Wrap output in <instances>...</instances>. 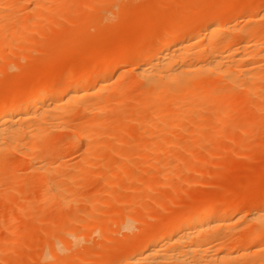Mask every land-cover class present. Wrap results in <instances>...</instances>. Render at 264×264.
Listing matches in <instances>:
<instances>
[{"label":"bare ground","instance_id":"obj_1","mask_svg":"<svg viewBox=\"0 0 264 264\" xmlns=\"http://www.w3.org/2000/svg\"><path fill=\"white\" fill-rule=\"evenodd\" d=\"M90 1L92 0H89V2ZM109 1L110 0H97L92 4L93 7H91V9H90V6L92 2L90 3V6L89 4L87 6L86 3L88 2V0L87 1L83 0V2L82 0H79V1L77 0L76 2H82L86 4L85 6L84 4H82L83 7L86 8L83 11L87 10L86 12H88L89 14L91 13L90 10H92L93 8H95V10L93 9L92 11H95V13L97 11L99 13L101 9L103 8L105 9V6H107L106 3H108ZM117 1L119 2V0ZM122 1L124 2L125 0H122ZM122 1L120 0V3H122ZM127 1L129 3H127ZM127 1H125L126 3L124 2L126 5L128 4L127 6H131L130 4L132 5L140 4L138 6L137 11H135V15L137 16L135 17V15H133L134 13H131L132 15H129V16H134V17L128 16L129 20L133 22V20H135L136 18V21H137V18L138 17L140 18V16H142V18L144 19L143 16H146L149 11L151 12V10L153 13L148 14L150 16L149 19L150 18L151 19L149 20L148 15H147L145 17L147 20L144 19V21L145 22L150 21V24H151V21L153 22V20H155L154 21L155 24L152 23L151 26H148L150 24L147 25V22L143 23L144 21L141 18L139 19L140 23L138 21L137 22L134 21L136 24L139 23L138 27L136 24H135L136 26H134L133 25L134 23L132 24L131 22H130L131 24H128V25H131L130 27L132 28V29L129 28L131 30V32H129V35L131 37L128 36V33L127 34L125 33L127 36L126 35L124 37L121 36V39L126 38L124 40L126 43L127 42L126 40H128L127 39L128 37L130 39L133 37L135 40L137 38V41L135 40L133 41L131 39L133 42V45L128 42V44L131 45L129 46L123 42L125 45H127L125 46L123 43H121L122 41L119 38L118 39L120 40L119 44L121 45L123 44V45L121 46L117 43L119 47L121 46V48L117 47L118 46L117 45L114 49H112L115 51V49L118 48L115 51L117 56L112 55V54H115V52L111 50L110 52L112 54L109 52L111 56L107 52V55L110 57H107L105 55L103 56L101 55V53L100 54L98 53L100 56L97 58L95 57L96 54L92 55V58L93 56L95 57L93 58L95 59L94 64H96V62L97 63L99 62V64L93 67L88 66L90 67L88 69H87V66L85 65L86 67L85 69L82 67L80 68L81 70L80 69H77L78 71L74 70L76 72L72 70L70 72L69 70L68 72L70 73L66 72V74L62 77V85H54L55 84L54 82H56L54 80L56 79L54 80L52 79L53 81H50L49 78H51L52 76L51 77L49 76L48 78V76L44 77L43 73L42 74L38 73L39 75H42V76H38V74L34 75L35 76L34 78L38 76L39 80H36L35 81L36 84L33 83L35 85L29 90L24 92V89L21 88L15 91V93H8L0 97V168L4 169L8 167V170L3 172L2 175H0V177L3 180L9 181L8 182L9 191L6 193L5 196L7 197V200H8V198H10L8 197V195L11 196V194L15 191L14 188L16 187V185L18 186V188L20 187L18 185L20 179H18V175L17 174L15 175L13 172L14 170H17V168L16 169H13V168L16 165L20 166L21 163L24 164V167L22 165V168L24 169H22L20 166L22 172L23 170H25L29 173L28 176L26 174L27 181L25 180V178L21 179V180L26 181V182H23L22 184L27 185V186H34L35 188H37L35 190L38 191L35 197L32 198V203L34 204V206L32 205L29 206L31 207L30 208L31 210L28 212H25L26 210L23 211L24 210L23 209L19 211L20 213L19 216L26 217L27 215L32 213V210L33 211L35 210L34 208L36 207V205H38L37 207L40 210H43L48 206H53V207H57V209L62 207L63 208L62 210L65 211L66 207L70 209L69 205H72V203L77 204V202L79 201L83 203L80 198V196L82 197L81 194L85 193V192H82L83 185H82V188H80V190H82L80 192L82 193L79 196H77L79 194V190H78L79 186L81 187L80 184L78 185V182L81 179L75 174L77 169L76 171L75 170L73 172L67 171L66 173L64 172V174H62L63 172L59 173L60 172L59 169H63L65 165L59 166L60 164L58 165L57 161L50 160V159L54 160V158L56 159V157H58L57 146H59L60 144L57 146L55 145L56 148L54 149L50 148L48 145L50 143L53 144L55 142L54 141L55 134L64 135L66 138V141L64 143L65 145L64 144L63 145L70 147V148H75V150L78 152V155L80 156V159H81V162L79 164L82 165L80 169H87V168L89 169V167L91 166V162H92L91 159L92 157L96 155H102V156L108 157L111 154H118L121 149L123 151L127 150L129 154L127 156H124L123 160L121 162L119 161L117 166L115 165L116 170L114 172H111V174L109 173L110 175L108 174L109 175L107 176L108 178L103 176L106 178V181L99 182L101 184L105 183L106 187H108L106 188L107 194L105 195H107V198L110 199L112 193L110 195L109 192H111V190H109L108 192V189L115 186V184L119 180L123 181L124 177L126 176L125 174L128 175L129 173L128 172L129 170L127 171L128 173L124 172L125 170H127L126 169L127 165H129V163L127 162H130V160H132L131 163L134 162L135 164V161H133L134 157L136 160V158H138L139 156L140 157L145 156L146 158L148 157L145 161L146 162L145 166L146 168L150 167L151 165L150 163L152 160L155 161L154 159L164 154L163 153L164 151L177 145L173 141L177 140L179 136H182V132L187 130L188 128L187 126L192 121H194L195 118L198 120H201L202 122L201 124L203 125L197 124L198 126L196 125L197 127L196 128L194 127L195 130L193 131V133L187 130L189 132L187 133V137L188 135H190V137H193L192 139L189 137V139H187L188 142L189 141L193 142L194 140L198 142L197 139L201 137V134H205V130L208 128L207 127L208 124L209 126L211 125L212 127L218 126L217 129H219L220 125L225 126L227 119L231 121L230 123L233 122L232 120H236L235 116L234 118L232 117L233 112L230 113L231 114V119H230L229 118L230 114L229 113H227L228 115L226 114V112L228 111L223 112L222 110V108L225 106L229 108L232 106L234 107L235 104L236 105L240 104V105L235 106V109H232L233 111H236L237 107L243 108L245 111L252 109V112H248L246 114L247 118L250 116L248 118L250 121L248 120V122H252V123L254 122L255 128L264 127V24L257 23L259 19L260 20L261 18L264 19V7H262L263 9H260V10L258 9L261 7L255 9V7H253L255 5V2H254L255 0L253 1L254 5H252L251 3L252 0L251 1L250 0H244V1L240 0V2H237V0L235 1L230 0L229 2H225L228 0H225V1L222 0L223 3L220 5L221 0H219L220 3L219 4L217 3V6L216 5L209 6L208 4V3L211 4L213 2L214 3L218 2L216 0L215 1L213 0V2H211L210 0L208 3L206 2V0H203V2L201 3L205 4L206 2L208 7L203 6L204 4L203 5L201 4V6L199 7L198 4H200V2H197L196 4L199 7V9L197 6H196L197 7L196 9L199 11L192 9V12H190L191 11L190 9L188 10L190 13L187 10H186V13H184L185 10H184L183 5L185 1L187 3V0H184V1L182 0L181 2L183 3L180 2L182 6L180 3L179 5L182 7L183 12H180V7L174 8L172 6L176 10L179 9L180 13L174 10L173 8L172 10L174 11L172 10L170 11V9H168L170 6H168V8H165L164 6H162L163 9L165 8L164 11L168 10L167 12H165L166 14L164 15V17L166 15L167 16L164 18L162 15L164 11L161 13V11L158 10L159 13H161L160 14L161 17H160L158 12H156L157 10L155 7H153V9L155 8L154 9L155 12L153 11L152 7L150 8L151 5H149V7L146 6V9H148L149 11L146 10L144 8L145 4L143 3L145 2V0H127ZM175 1L176 0H174L173 5L174 3L178 2V0L176 2ZM98 2L99 4L101 3L103 5L100 6ZM111 2L113 4L118 3V2L117 3L114 2V0H111ZM111 2H109V4H111ZM96 3L98 5H96ZM124 3L122 4L124 9L123 8L122 9L126 10L127 12L124 11L123 13L130 14L129 10L126 9L128 7L126 5L124 6ZM186 3L184 6L185 7L187 6L189 9L190 5L187 3L189 5L188 6ZM75 4H74V0H0V46L5 45L7 47L8 45H11L12 43L14 44V42L15 43L18 41L21 42L22 40L26 39V35H28L27 33L29 32L30 27H33V28L35 27L38 30H42L41 28L45 25L46 22L49 24L50 23L52 24L49 18L51 16H54L56 14V11H57V15L55 17L59 18L60 16H62V12H68L70 8H72L73 5L76 7L74 10H71V13L73 14L72 15L66 14L67 17H65L66 15L65 16L63 15L64 17H62V20H64L65 18V21L69 20V22L72 23V20H75L74 17L78 16L79 18V16L81 15L80 18L81 17L85 18L83 17L85 15V12H84V15H82L83 12L82 14H80V11L76 12L77 8L78 9L82 8V6L79 7L81 4L80 5L78 4L79 6L78 5L76 6ZM119 4L118 6H121V4L120 5ZM141 4L143 6H141ZM231 5H232V8L233 7L235 8L237 6L236 7L237 10L235 9L236 10L235 13H233V11L231 10L232 9L230 8ZM263 6H264V1H263ZM99 7H100V10H99ZM134 7L132 6L131 8H134ZM139 7L140 8L143 7L142 10L141 9L139 10ZM191 7L194 8V6H191ZM60 8L62 9L61 10L62 12H60L59 14L58 10ZM135 8H137V6ZM157 9L159 8L157 7ZM20 10L24 11L23 15H19L21 13V12L19 13ZM121 10H119L118 14H116L115 16L116 18L113 17V19L114 18L115 19L112 21L119 23L125 18L124 15H123V18L120 16ZM132 10L131 12H133ZM229 10L232 12V14L230 13ZM78 12H79V15L77 14ZM119 12H120V15H119ZM168 12H172L171 14L173 16H171V14H169ZM174 12L177 14V16L176 14L175 15L173 14ZM68 13H70V11ZM75 13L77 14V16H73ZM98 13H96L93 18L100 16V14H103L104 11L102 13L100 12L99 15ZM141 13L142 14L146 13V14L141 15ZM58 14L60 15L59 17H57ZM152 14L153 16L151 17ZM117 15H118V19H120V17L122 18L119 22L117 20ZM155 15H156V18L158 17L157 19H155L154 17ZM105 17H108L107 19H111V17H109L108 15H104L103 18L101 15L100 17H98V22L100 18H102V20L106 19ZM153 17L154 19L152 20ZM70 18L72 20H70ZM78 18H76V20L80 21ZM102 20H100V22H102ZM141 20H142V24H141ZM158 20L160 21V23L158 22ZM52 21H53V24L56 23L55 27H57L58 23H60V21L58 22L57 19L55 20L52 19ZM92 21L93 20L88 21V22L92 24ZM95 21L97 22V19H95ZM95 21L93 22L94 27L93 25L91 26L89 25V28L90 27L95 28V25L97 26L98 24L101 27L98 25L97 29H101V28L107 29L108 28L107 26H105L107 28H104L102 26L104 22L95 23ZM108 21L107 23H109ZM112 21L110 20V22ZM74 22L76 23L77 21H74ZM84 22H87V21H84ZM122 22H120L121 25L119 23L118 25L119 27L123 25ZM80 23H83V21ZM77 25L76 26L73 25L75 29H73L74 33L72 32V35L76 33L75 34L76 36L77 33L80 32L79 33L80 37L83 39L84 35L81 36L82 34H81V31L79 30H81V28L86 29L88 24L85 23L84 27H83V24H82V27H81V24H79L81 28L79 27V25L78 26ZM112 25L116 26V24H112ZM38 27L39 28L41 27V28L39 29ZM134 27H136L135 29H139L138 31L140 33L139 41H138L137 35H136L137 37L132 36L133 34L131 35L132 32L133 33L137 32L134 29ZM77 28H78V32H76ZM133 29L135 31H133ZM156 29H158L159 31L156 32L157 31ZM69 34L71 33L69 32ZM69 34H68V37L66 36L67 34L63 35L66 37V39L65 37H63V40H61L62 38H60L61 44L62 42L63 44H65V46H67L66 43L68 42L70 44V41H71L70 38H72V36L71 35L69 36ZM79 34L77 36H79ZM67 38H69L70 41L67 42L66 40H69ZM76 39H78L77 40L78 42L75 40L76 41V42L74 41L75 44H79L80 43L79 40H82L78 37ZM64 40L66 41L65 43H64ZM136 43H139L140 45L139 44L138 45L140 47H143V46L144 47L141 48L143 49V51L140 53L138 52L136 53L134 51L136 53L135 54L134 52L131 51V49H134V44ZM73 44H71L72 47L76 46L75 44L74 45ZM98 54L96 56H98ZM98 58H99V61H98ZM127 64H129V66H132V68L129 70L131 71V74H132L131 76H129L130 77L129 79H132V78L133 79L130 80L131 81L130 83L129 81L126 82V84L129 83L127 86L125 82H123L125 85V87L123 86L124 88L121 86L123 85V83L121 85L119 84L121 88H120L119 94L118 93L117 94L119 96L118 99H122L123 97H125V95L127 94L130 95L131 94L130 91L132 90L134 92H138L139 98L135 99L133 103H131L129 100L130 104L132 105L129 107L130 108L132 107L131 110H133L134 112H149L150 114V116L148 115L149 117L146 116L148 119L145 118V120L140 121V123L137 122L138 124L136 123L137 117L134 116L135 114L133 113L134 115L133 114L130 115L132 111L130 114H127L128 116L126 114L124 115L123 113L119 114L120 110L122 111V109L119 110L120 107L119 108L117 107L120 106L121 104L119 103L120 105H118V103H115L113 100V99H116L117 97L115 94V92H117L116 89L118 90V87H115L117 84L116 82L122 77V73L119 70L123 71L124 69L122 68L123 67L125 68ZM123 72H126V71L124 70ZM123 80L124 79H122L121 81ZM114 94L116 96L115 98H114ZM129 95L127 97H129ZM134 97H137V96H134ZM125 100H126L125 102H127V99ZM243 105H248L249 109L248 108L246 109L247 106L245 107ZM124 106L126 105L124 104ZM129 107L123 108V103H122L121 108H123V110L129 109ZM204 110L212 111L211 112L212 114L210 113L211 114L210 117L209 116H207V118L203 117ZM126 112L127 111H125V113ZM128 112H130V110ZM201 112L203 113L201 114ZM236 112H238V110ZM241 112H242L241 113L242 115L243 113H246L244 111H241ZM246 117H245V120H246ZM119 120H120V123L121 121L122 123L124 122L126 123L125 120H127V128H131L130 131H132V128L134 127L135 123L137 125L134 128H139L140 126L139 129H136L137 132L135 131L136 135H132V137L128 135L130 136V139L132 138V141H130L132 144H126L127 142L125 141L126 143L124 144L118 143L116 145H112V139H113L114 134L112 133L113 131L111 132V129L109 128L108 123H110L112 126V124L116 123ZM120 123L116 124V126L114 124L113 127H118L117 125H119ZM192 123L194 124V122ZM228 123H226V125ZM224 126L222 128H224ZM202 127H206V128H202ZM217 129H214V130L211 129V131L214 132L215 130L217 131ZM114 130L116 129L114 128ZM119 130L120 129H118V131ZM173 130L174 132H176L174 136V139L176 138L175 140H173L172 138L174 134V132H172ZM202 131L204 132L202 133ZM211 131L210 129L209 131L206 130V132H209L212 134ZM127 132L129 133L128 130H122L121 133L119 134L116 133V135L117 136L120 135L121 137L124 134H127ZM180 133L181 135H177ZM190 133H192V135ZM208 134H205V135H208ZM213 134L216 135L218 133H213ZM165 135H168V136L172 135L171 138L173 141H171V138L169 137L165 139L164 137ZM215 135H212V136L215 137ZM204 136L202 135L201 138H203ZM179 138L182 141V138L181 137ZM179 138H178V143L181 142ZM57 140L56 142H58ZM129 140H127L128 143H129ZM156 140L164 141L162 143L163 144L162 147L161 146L160 148H158V146L157 148L155 147ZM162 141L158 143L161 144ZM60 142L61 141L59 140V143ZM114 142L117 143V141H114ZM175 142L177 143V141ZM185 142L187 141H184V143H182L184 144L182 148H180L179 145L178 147L180 149H183L182 151H184V153L189 155L191 153H189L188 147L191 148V144L189 142L190 144L189 146ZM125 144L127 145V147H125ZM196 146H197V143H196ZM56 149H57V153H56ZM122 153H126V152L124 151V152H121V154ZM53 155L55 157H53ZM119 155L120 154H118L117 156ZM13 157H14V160L12 159ZM105 157L104 158L101 157V158L105 159ZM101 158H99V160H102ZM102 162H100V164ZM112 163L114 162H109L107 159L104 162L105 165L107 164L110 165ZM134 164H131L130 167H132L133 165V168H135ZM108 165L107 167H109ZM69 166H65V167L68 168ZM94 167L96 166L94 165ZM101 167L102 166L100 165V167L98 168H101ZM130 167L128 169H130ZM160 167H158L159 168L158 176L161 179L159 178L155 180L153 179L154 182L150 179L152 181L150 188L154 190L160 187V185L164 186L166 184V180H168L170 178V175H172L173 173V171L169 169L170 167L168 168V163H165L163 166H160ZM106 169L109 170V168H105V170ZM93 170L96 171L95 168H93ZM78 171L80 170L78 169ZM101 171L102 169L100 170L99 174H101ZM102 173L107 174L108 172L103 171ZM56 174L59 176L61 174L60 178H58L59 176L58 177L55 176ZM145 174L149 175V173H145ZM102 175H100L99 178H101ZM93 176H95V174ZM93 176L91 177L89 176L90 179H92ZM152 176L156 177L155 175H152ZM84 177L86 178L85 175ZM128 177L131 178L129 175ZM95 179L97 180V178ZM95 179L94 181H96ZM101 179L103 180V178ZM82 180L85 181L86 184L90 181L89 178H87V180H84L82 178ZM131 180H134V178H132ZM83 181H80V182H82L83 184ZM6 186L8 185L6 184ZM76 186L78 189L76 188ZM74 187L76 188V190H74ZM0 188L2 190V187ZM144 188L147 191L150 190V188L147 189L148 188L147 186H145ZM76 191L78 192L77 195H75ZM100 191H103V190L100 189ZM143 191L141 190L140 192H143ZM124 192L126 191H123V193ZM89 194L90 193L88 192V195ZM129 194L130 193H128L127 195L129 196ZM136 194L139 195L138 192H136ZM259 194L260 196H256V195L255 197L253 195L249 196V199H247L248 200L247 203L249 204H246L247 209H249V212L248 213L246 212L245 215H242L244 212V211L242 212V210H244L243 208H246V205L244 201H242V199H240L241 202L239 201V199H237L236 201L232 199L233 204L235 203L233 205L231 204L232 203L230 200L231 198H228L229 200L228 201L225 198V196H223V197H220V203L218 202V200H216L218 203H216L215 200H208L204 202L202 205L200 204L198 208L196 206L197 209L195 208V210L194 208L192 210H185L186 212L184 211V213L181 212V214H179L180 213L179 212L178 213L179 215L176 213L177 214V216L175 215L176 217L173 215L174 218H172V220L169 219L170 221L168 223L163 224L161 228V232L159 233L157 232V233L149 234V235L143 234L142 236L140 235L141 237H139L138 235L142 233H139V234L137 233L138 235H136L135 229H133L135 232L131 229L133 224L130 222L129 216L127 215L128 217H125L126 214L121 211V215H122L121 221H120V218L119 219L117 218V220H119V222L117 223V220H115L114 218L113 219L116 221V224L121 229H125L128 231L127 234H125V236H127L129 239H127L124 235L123 236L128 240V242L134 244V248L129 253H126V254L122 253L123 251L122 252L120 251L121 254L115 257H112V254H111L112 253L111 251L114 252L115 250V249L114 250L110 249L112 246L110 248L108 247L110 249V252L107 251L108 250L107 249L105 253H103L104 250L106 249L104 248V246L106 247L104 243L106 241L107 242L113 241L112 238L111 240L109 239L106 240L105 238V233L108 232L110 229L107 228L108 231L104 230V232L103 231L100 232V231L103 229H106L105 225H107L109 222L108 217L109 216L115 217L114 213L116 212V210L113 211L114 213H112V215L111 213L110 215L107 213L104 215V213L102 214L99 212L100 214L104 215V217H106L107 215L106 218L108 219V220L106 219L107 224H106V221L103 222V225L105 228L102 229L103 225L101 223H100L101 224L100 227L99 228L97 227L99 226V222H100L98 220L101 218L98 219L97 216L95 215L92 216V214L88 215V212L89 211L92 212L93 209H95V211L97 210L98 212V209H96V207L98 208L97 204L92 203L90 205L88 212H87V209L85 210V208L84 209L80 208L79 204L77 205L75 204L79 209L76 210L75 216L72 215L74 221L72 220L70 221V219L72 218V216L69 215L70 213L66 215L64 214L61 216L59 215L61 217L59 220V227H58L60 230L58 229L57 231H61V235L64 234L65 236L62 235L63 238H60L61 235L59 237V235H57V231H55L57 238L58 239L60 238V241H59L55 239L56 238L55 234H53V232L52 233L50 232L49 237L51 238V236L52 237L55 236L54 237L55 241L54 239L53 240L50 239L52 240V242L48 243L49 239H47L48 241L44 243L46 239L43 240L44 238H42L41 244L46 245L47 243L49 247V251L40 252L39 256H37L38 258L34 257V259L35 258L38 259V262H37L38 264H59L58 262H61V261L64 264L65 263L70 264V262L68 261H70L69 259H71V264H72V259L73 258L75 259L76 257L75 255L77 254L78 256L76 259L78 261L76 259L75 260L79 264L81 262L80 257H83L84 259L85 256L87 255L86 256L87 258L88 254H86L85 256L83 255L80 256V252L77 251L79 249L76 250L78 252L76 253L74 252V248L72 249L71 246H73L75 242L78 243V240L80 239L78 237L79 236L82 237L81 235H83L82 233L79 234V232L82 230L80 229L79 231V228H82L83 224L84 226H86L84 223L85 222L84 219L85 218L90 219V218L95 217L94 221H98V222H96L94 226L93 224H91L92 225L91 228L93 227L95 228L96 226L97 230L96 228L95 229L93 228V229L96 230L97 232H100V234L98 233L99 238L100 236H103V239L105 238L103 243H101L103 239L99 243V244H103L104 246H101V248L103 247V249L98 248V250H96V252L98 251L96 254L99 253V255L100 254L102 255V256L96 255V257L99 256L98 258L94 257L95 252L92 255L89 253V255L92 256V257L90 256L89 257L90 258L94 257L95 259L90 260L88 257L89 261L87 262V264H264V188H263V192L262 193L260 192ZM127 195H125V198L127 197ZM2 196L3 198H6L4 195ZM86 197L87 196H85V198ZM104 197H102L103 199H100V200L105 201V202L107 200V203H108L109 200L107 198L105 199ZM113 197H114V194H113ZM117 197H119V195ZM136 198L138 197L136 196ZM166 198H164V200ZM221 198H224V199H221ZM21 200H22V203L23 202L25 203L27 201V198L24 197ZM130 200H129V203H130ZM134 200L136 199H133V202ZM170 200H172V197H170ZM170 200L168 198L165 202L170 201ZM84 201L86 202V200ZM88 201L89 200H87V202ZM115 201H117V198ZM123 202L122 203L125 204V201ZM159 202L157 203L160 204ZM117 203H119V200ZM215 203L218 205H216ZM136 204L138 205V203ZM140 204L142 203L140 202ZM75 205L73 206L75 207ZM95 205L96 207H94ZM121 205L122 204H120V206ZM145 209L146 208H144L143 210L145 211ZM95 211H93L92 213H94ZM150 211L151 210H149V212ZM60 212L62 213V211ZM55 213H51V214H53L54 216L58 214V213L56 214ZM119 213L120 212H117L118 215H116V213L115 215L119 217L120 216ZM147 214H150V216H154V217L156 215V214L153 215L152 212L147 213ZM59 216H55V217L59 218ZM88 216H92V217H88ZM55 217H51L53 218L51 219L52 223L56 221V219L54 221ZM96 217L98 220H96ZM8 218L9 216L6 217L5 222H4L5 220L4 218L3 225L1 223L2 228L4 227L7 229L8 224L9 225L13 224L10 222V220L8 223ZM13 219L14 218H12L11 221ZM68 221L73 223L71 227H69L70 225L68 224ZM115 221H114V224H115ZM49 222L47 224H49ZM57 222H58V219H57ZM18 223L21 225L20 222ZM52 223L50 225H52ZM17 225H15L16 228H18ZM54 225L55 224H53L52 226ZM239 226H241V228H239ZM35 227L37 228L38 226H35ZM119 227L116 228L118 232L120 231ZM237 227L239 228L238 229L239 231H234V229ZM133 228H135V226ZM52 229L54 230V228ZM36 231L38 232V229ZM21 232L22 231L20 230L19 233ZM27 233L30 234L31 232L30 233L27 232ZM34 233H32V235ZM113 233H117V232L115 231ZM113 233L111 234L112 235L111 237H113L114 235ZM129 233L134 234V236L132 235L133 238L136 237V239L134 238L135 240L134 243H133V240L132 242L129 241L132 238ZM15 235H17L16 238L19 237L21 239V236H18V234H15ZM12 236H14V232ZM24 236H25L24 240L28 239L27 241L29 242V237L31 235L29 236L25 234ZM26 236H29V237L26 238ZM137 236L139 238H137ZM49 237L47 236V238ZM96 238H98V236ZM125 238L124 240H126ZM76 239L78 240L76 241ZM100 239L96 241V243L99 242ZM36 240H34V242ZM32 241L33 240H31V242ZM115 241L113 242L115 243ZM18 242L21 243V241H18ZM121 243H124V242H121ZM4 244H2L1 246H3ZM12 244L13 242L10 243V245ZM28 244H30V242ZM6 245L8 246V244ZM15 245H16V248L20 246V244L18 243H15ZM88 245H86V247H88ZM5 246H3V248ZM62 247H65V248H62ZM77 247H78V244H77ZM77 247H75V249ZM117 247L118 246H116V249ZM83 248L84 246H82V249ZM66 249L70 250L71 253L73 250V253H75L74 255H72L73 257L71 258L69 257L68 261H65V258H68V257H65V255L69 254L70 251L67 253L63 252V250L66 251ZM10 250L8 251V253L6 251V253L9 254ZM115 251H116L115 253L118 252V250H115ZM81 253H83V250L81 251ZM63 258L64 260H62ZM59 259H61V261ZM83 259H82V262L84 261ZM75 260H73V264ZM35 261L36 260H34L32 264H34ZM76 261H75V264L77 263ZM62 262L61 264H63ZM15 264H18V263L16 262ZM84 264H86L85 261H84Z\"/></svg>","mask_w":264,"mask_h":264},{"label":"rangeland","instance_id":"obj_2","mask_svg":"<svg viewBox=\"0 0 264 264\" xmlns=\"http://www.w3.org/2000/svg\"><path fill=\"white\" fill-rule=\"evenodd\" d=\"M76 1L74 0V4L76 3L75 4L76 6L78 4L79 5L81 4L80 6L78 5L79 7L82 6V8H79V9L77 8L76 12L77 11H80V14H82V12H83L82 15H84V12H85V15L83 16L85 18H82V17L80 18L81 15L78 18V16H77V14L79 15V12H78L77 14L75 13L76 15L75 14L73 15V16H77V17H74L75 20H72L70 18V20H72V23H70L69 20L68 21L67 20L65 21V18H64V20H62V17H64L66 14L72 15L73 13H71V10H74L76 7L73 5L72 8H70V10H69L70 13H68L69 11L68 12H62L61 11L62 9L60 8L58 10V13L60 14V12H62V16H60L58 14L57 17L60 16L61 18L60 17L59 18L61 20L59 18H56L55 17L57 15V11H56V14L54 16H51L49 18L50 19V22H52V24H53L52 19L53 20L57 19L58 22L60 21V23H58V26L56 25L57 27H55V24H56L55 21H54L55 24H53V25L50 23L53 26V28L47 22H46L47 24L45 23L46 26L44 25L43 27L41 26L42 28L40 27L42 30H38L35 27L34 28L33 27H30L29 28V32L27 33L28 35H26V39L22 40L21 42H19V41L16 42V43L14 42V44L12 43L11 45H8L7 47L5 45L4 46H0V97L6 95L8 93H15V91H17V90H19L21 88L24 89V92L27 91V90H29L30 88H32L36 84L35 81L36 80H39V77L38 76H42V75H39L40 73L41 74L43 73L44 74V77L48 76V78H49V76L50 77L52 76L53 78L52 77L49 78L50 81H53L54 79H56V80H54V81H56V82H54L55 83L54 85H62V77L66 74V72L67 73H70L71 70L74 71V70L80 69L82 67L85 69L86 68L85 65L87 66V69H88L90 67H93V66L99 64V62L98 63L96 62V64H94L95 59H93V58L99 57L100 56L99 55L100 53L103 56L105 55L107 57H110L111 54H112L110 52V50L113 51V52H115L116 49H118V48H116L115 51L112 50V49H114L119 44V41L120 40L122 41L121 43H123V42L125 43L124 40L126 38L124 39L123 37L127 33H128V36H130L129 35V32H131V30L129 29V28H131L130 27L131 25H128V24H131V23L133 24L134 23L133 25L134 26L137 25V27H138V24L140 23V20H139L140 18L143 21H144V19L147 20L145 17L148 14L153 13L152 10L150 12L148 9H146V6L149 7V5H151L150 8L152 7V9H153V7H155L156 10H157L156 12H158L159 15L165 10V8H168V6H170L168 8V9H170V11L172 10L173 7L174 8H176V7L179 8L180 7V12H183L182 11L183 9L181 7L182 6L181 3H183V2H181L182 0H180V1L178 0V2H177L178 5H177V3H174V5H173L174 0H145L146 3L143 2L145 4L144 5V8L146 10H148L149 12L147 13L146 16H143L144 19L139 14L140 18L139 17L137 18V21L139 23L136 24L135 23V22H137L136 21V18L132 22L131 20L128 19V16L129 15H132L131 13H134L133 15H135V11H137L138 6L140 4L139 5H137V4L135 5L134 4L135 7L137 6V8H135L134 5H132V4H130L131 6H127L128 4L127 5L125 4L126 3L125 1H127V0L124 1L125 3L122 0H121L122 3H120V0H119V2L116 0L118 3L114 0V2H116L117 4H115V3L113 4L112 3L113 1L111 2V0H110L109 2H111V4H109V2H108V3H106L107 6L104 5L105 6V9L103 8L104 7L103 6V7H101L103 9L100 10V7H99V10H100L101 13L104 11L103 14H100V16L102 15V18L104 17V15H108L109 17H111V19H107L108 17H105L106 19H103L102 20V18H100V20H102V22H100V20L98 22V17H100L98 15H99L100 12L98 13L96 11V13H98V15H97L98 17L93 18L96 13H95V11H92V10L93 9L95 10V8H93L92 10H90L91 7H93L92 4L95 1H97V0H94V1L92 0L93 2L92 1L89 2V0H88L89 3L88 2L86 3L87 6H88V4L90 6V3L92 2L91 3V6H90V9H89L91 11V13H89V14H88V12H86L87 10L86 11H83V10L86 9L82 5V4H84V3H82L83 0H82V2H76ZM209 1L210 0H206L207 3ZM216 1H218V2H215L214 3L213 0H211V2H213L214 4L213 3H211V4L208 3L209 6H211V5H213V6L216 5L217 6V3L219 4L220 1L219 0H216ZM229 1L230 0L225 1V2H229ZM231 1H233V0H231ZM253 1L254 0H252L251 3H252V5H254V2H255V5L256 6L255 5L253 6V7H255V9L256 8H259V7H261V8H259L258 10L263 9L262 7H264L263 6V1L264 0H258V1L255 0L254 2ZM197 2H200V4H198V6L200 7L201 4H202L201 2H203V0H187V3L190 6L185 1L184 2V5L186 3L190 8L188 9L187 6L185 7L183 5L184 10H185L184 13H186V10L188 11L190 9H191L190 12H192V9H194L196 11H199V10L196 9L198 7L197 4H196ZM206 2H205V4L203 3L204 5L203 4L202 5L203 6H207ZM237 2H240V0H237ZM119 3L121 4V6L124 3V6L126 5L128 7V8H126V7L125 8L129 10V13L130 14L127 13L128 14L127 15L126 13H123L124 11L125 12H127V11L126 10H123L124 9L123 6L122 7L121 6H118ZM127 3H129V2L127 1ZM179 3L181 4V6L179 5ZM222 3H223V1L221 0L220 5ZM233 3H235V2H233ZM86 4H84V6ZM98 4H99V2H98ZM98 4L96 3V5H98ZM99 5L102 6L103 4L100 3ZM175 5H177V6H175ZM132 6L135 9L134 8H131ZM141 6H143V5L141 4ZM162 6H164L165 8L163 9ZM191 6H194V8H192ZM157 7L159 9H157ZM160 7L163 10H161ZM199 7H198V9H199ZM236 7L235 8L234 7L232 8V5L230 6V8H232L231 10L233 11V13H235V11L237 10ZM120 8L121 9L123 8L122 9L123 11ZM142 8L139 7V10L140 9L142 10ZM185 8H187V9H185ZM117 9L121 10L120 11L121 12V15H120V12H119V15L122 18H123V15L125 17L122 20L123 21L122 22V21H120L122 18L120 17V19H118V15H117L118 22L120 21L123 24L121 27L118 26L120 22L119 23H116L115 21H112V20H114L116 18L115 17L116 14H118V11L119 10H117ZM154 9H153V11L155 12ZM96 10H97V8H96ZM131 10L133 12H131ZM158 10H160L161 13H159ZM174 10H176V9H174ZM174 10H172V11H174ZM194 10H193V12H194ZM167 11H164V13H162L163 17L166 14L165 12H167ZM176 11L179 12V9L176 10ZM19 13H18L19 15H23L24 14V11H21L20 10ZM142 13H143V11H142ZM142 13H141V15L146 14V13H144V14H142ZM168 13L171 14L172 12H168ZM230 13L232 14L231 11H230ZM173 14L175 15L176 13L174 12ZM89 15H90V17H89ZM159 15H157V16H159ZM136 16L137 15H135V17ZM152 16H153V14L151 15V17ZM171 16H173V15L171 14ZM176 16H177V14H176ZM65 17H67V15ZM113 17H115V18L113 19ZM129 17H134V16H129ZM149 17L150 16L148 15V19H149ZM154 17H155V19L158 18V17L156 18V15ZM154 17L152 18V20L154 19ZM160 17H161V15H160ZM76 18H78L80 21L76 20ZM95 19H97V22L95 21ZM91 20H93L92 21V24L88 22V21H91ZM105 20H106V22H105ZM110 20L112 22H110ZM142 20H141V24H142ZM263 20L264 19L261 18V20L259 19L257 21V23L258 24H260V23L264 24V21ZM74 21H77V22L75 23ZM82 21H83V23H80ZM84 21H87V22H84ZM94 21H95V23H103L104 22L102 26L104 28H107V27L108 28L107 29H103V28L97 29V27H98L99 24L97 26L95 25V28L96 29L95 28H92V27L89 28V25L90 26L93 25V22ZM107 21L110 24L107 23ZM154 21L155 20H153V22L151 21V24L152 23L155 24ZM146 22H147V25L150 24V21H146ZM146 22L144 21L143 23H146ZM158 22L160 23L159 20H158ZM85 23L88 24V26H87L88 29L87 28L86 29L85 28L84 29L81 28L82 27V24H83V27H84V24ZM77 24L78 25L81 24V27L79 25V27L81 28V30H79V31H81V34H82L81 36L84 35L83 36V39H82L80 37V34H79L80 32L77 33V35L79 34V36H77V35L76 36L78 38L82 39V40H79V42H80L79 44H75L74 43L75 40L76 41L78 40V39H76L77 37L75 36L76 33L74 35H72L73 29H75L73 25L76 26ZM112 24H116V26L115 25L113 26ZM151 24L148 25V26H151ZM120 25H121V23H120ZM133 25H132V27H133ZM105 26H107V27H105ZM93 27H94V25H93ZM135 28L136 27H134V29ZM134 29H133V31L136 30L137 32H134L135 35L132 32L131 35L133 34L132 36H134V37H137L138 36V41H139V34H140L138 32L139 29H135V30ZM156 30H157L156 32L159 31L158 29H156ZM69 32L71 34H69ZM76 32H78V28H77V31ZM65 34H67L66 35L67 37H68V34H69V36L71 35L72 38H73V40H72V38L69 37L71 39V41H70L69 38H67L69 40H66V41L67 42L70 41V44H69V42L66 43L67 46H65V44H63V42H62V44L60 42V38H62L61 40H63V37H65L63 35H65ZM121 36H123L122 37L123 39H121ZM119 38H120V40H118ZM65 39H66V37H65ZM127 39L129 41L126 40L127 42L125 44L129 45L128 44V42H129L130 44L133 45L132 40L134 41L135 39L133 37L131 38L132 40L129 37ZM66 41L64 40V43ZM135 41H137V38H136ZM72 42L76 46L72 47V45H71V44H73ZM138 44L139 43L134 44V49H131L132 52L135 51L136 53L137 52L140 53V52L143 51V49H141V48H143L144 46L143 47H140L139 46L140 44L139 45ZM70 45H71V47H70ZM119 45H121V44H119ZM119 45L117 47H119ZM127 45H125V46H127ZM121 46L119 48H121ZM129 46H131V45H129ZM107 52H108V54H109V52L111 53V54H109L110 56L107 55ZM94 54H96V55L98 54V56L95 55V57L93 56V58H92V55H94ZM118 54H119V52H118ZM112 55H114V56L116 55L117 56L116 52H115V54H112ZM98 61H99V58H98ZM88 66H90V67H88ZM131 68H132V66H129V64H127L125 66V68L124 67L122 68L126 72H123L124 70L123 71L122 70H119L122 73V77L116 82L117 84H116L115 87H118V90L116 89L117 92H115V94H116L117 97L114 94V98L116 97L117 100L116 99H113V100H114L115 103H118V105L121 104L118 107L116 106L117 108L120 107L119 110L122 109V111L120 110V113L118 112L119 114L123 113L124 115L125 114L127 115V114H130L131 111H132V113L130 115H132L134 113L135 115L134 114L133 115L137 117L136 118V123L137 122L140 123V121L145 120V118L148 119L146 116H148V115L150 116V114H149V112H134L133 110H131L132 107L131 108L129 107V106H132L130 104V102L133 103V101H135V99L139 98L138 92H134L132 90V91H130L131 92L130 95L127 94V95H125V97H123L124 99L123 98L122 99H118V97H119L118 94L120 92L121 86L122 87L123 86L125 87V85H124L123 82H125V84H126V82L129 81V83H130L131 82L130 80L133 79V78L132 79H129L130 78L129 76L132 75L131 74V71H129ZM69 70H70V72H68ZM74 72H76V71H74ZM35 74L36 75L38 74V76H37L38 78L36 77L37 79L34 78L35 77L34 76ZM126 75H128V76H126ZM126 78H128L129 80L126 79ZM122 79H124V80L121 81ZM33 83H35V84H33ZM122 83H123V85H121ZM129 83H127L126 86ZM136 94H138V95H136ZM128 95H129V97H127ZM134 96H137V97H134ZM125 99H127V102H128L129 105L127 104V102H125L126 101ZM129 100H130V102H129ZM122 103H123V108L129 107V109H124L123 110V108H121ZM124 104L126 106H124ZM113 105H114V103H113ZM239 105L240 104H237V105L235 104V106H239ZM235 106L234 107L232 106V107H229V108L227 106H225V107L222 108V110H223V112L228 111V112H226V114L227 113L230 114V113L233 112L232 113V115H233L232 117L234 118V116H235V119L236 120H232L233 122L230 123L231 121H229L227 119L226 120V123H228V121H229L230 124L228 123L226 125V123H225V126L224 125H220L219 126V129H217L218 126H215V127L213 126L212 127L210 125L211 126L210 127L209 124H208L207 125L208 128L206 130L209 131V129H210V131H211V129H213V130L214 129H217V131L216 130H215L216 132L215 131L214 132L211 131L212 132V134H211L209 132H206V130H205V134H208V133L209 134L208 135L201 134V137H202V135L203 136L205 135V136L203 138L200 137L201 138V139L199 138L200 140L197 139L198 142H196V140H194L197 143V146H196V143L194 141H193L194 143L192 141H189L190 144H191V148L188 147V150H189V153H191V154L188 155V154L184 153V151H182L183 149H180V148H182V146H184V144H182V143H184V141H187L185 143L190 146V144H189V142L187 140V139H189L190 135H188V137H187V133H189L187 130H189L190 132L193 133V131L195 130L194 127L196 128L198 125H203V124H201L202 123L201 120H198L196 118H195L196 121L195 120L192 121V122H194L195 125L192 122L188 126L186 125L188 127V128L186 127L187 130L184 128L186 130V131H184L185 133L182 132V136H179V137L182 138V141L178 137L180 139V141H181L180 143H178V138H177V140H175L176 138L174 139V136L176 134V132H174V130L172 131V132H174L173 137H172V135H169V136L168 135H165L164 136L165 139H167V137H169V138L172 137L173 140L177 141V143L175 141H173L172 138H171V141H173L177 145L174 146L175 148L172 147V148L166 150L167 152L164 151L163 152L164 154H162L158 158L154 159L155 161L152 160L151 163H150L151 164L150 167H147L146 168V166H145V163H146L145 161L148 158V157L146 158L145 156H141V157L139 156L138 158H136V160H135V157H134V160L133 161H135V164H134V162L131 163L132 160H130V162H127V163H129V165H127V163H126L127 168H126V166H125V168L127 170H125L124 172H126V173L129 172L128 175L131 178H129L128 175L125 174L126 175L125 177H127V178L124 177L123 181L122 180H119L118 181L119 183L117 182L115 184V186H113L114 188L113 187H111L112 189L109 188L108 189V192H109V190H111V192H109V193H110V195L112 193L110 199H108L107 198V195H105V194H107V189L106 188H108V187H106V184L105 183H102L101 184L99 182L106 181V178H108L107 176H109L111 174V172H114L116 170L115 167L118 165L119 161L121 162L123 160V157L124 156H127L129 154L127 152V150H124L126 153H122L123 154L122 155L121 152H124V151L121 149L120 150L121 152L119 151V153H118V154H120L119 156H117L118 154H111L108 157H105V156H102V155H96V156L92 157V159H91L92 162H91V166L89 167V169L88 168L87 169H80L82 167V165L79 164L81 162V159H80V156L78 155V152L75 150V148H70V147L64 146L65 145L64 143L66 141V138H65L64 135L55 134L54 135V138H55L54 139V141H55L54 143L55 144L54 143L53 144L50 143L48 145H49L50 148L54 149V148H56L57 145L60 144L59 146H57L58 153H57V149H56V153L58 154V157H56V159L54 158V160L53 159H50V160L57 161L58 165L60 164L59 166H61V165L62 166L63 165H65V166L71 165L68 168H66L64 166L63 169H59V171H60L59 173H62L63 172L62 174H64V172L66 173L67 171L73 172L74 170L76 171V169H77V171H76L75 174L81 179L80 180L78 178L80 181H83L82 178L84 180H87V178H89V180L91 181L90 182L88 180L89 182L87 184L85 183V181H83V184H82V182H80L78 180L79 181L78 182V185L79 184L81 185V187L79 186V189L77 188L78 185L76 184L77 185L76 188L79 190V194L77 195L78 192L76 191L75 192L76 193L75 195L79 196L82 192H85V193H82L81 194L82 197L80 196L81 201L83 203H81L80 201L77 202V204H79L80 208H83V209L85 208V210L87 209V212H88V210L90 208V205L92 203L98 205V208L96 207V205L94 206V207H96V209H98V212H97V210L95 211V209H93V211H95L94 213H92L93 212L92 210H91L92 212H90V211L88 212V215L89 214L90 215L92 214V216H94V215L97 216L98 219L101 218V219L98 220L97 217H96V220L100 221L99 222V226H97L98 228L100 227L101 224L103 225V222L106 221L107 215H106V217H104V215L106 213L109 214V215L111 213V215H112V213H114L113 211L116 210L115 213H116V215H118L117 212H120L119 213V215H120L119 217L116 216L115 213H114V216L116 218L115 217H112V216H109L110 218L108 217L109 220L108 219L107 220L109 221L108 222L109 225L107 224V221H106V224H107V225H105L106 229H103V228H105L104 225H103V227H102L103 230H101V231L98 230L100 232H102V231L104 232V230L105 231H108L107 228H109L111 230V231L109 230L110 232L108 231L109 233H111L112 230H113V232L116 231L117 233H113L112 232L114 234L113 237H111L112 236L111 235L112 233L111 234H109L108 232L105 233L106 240H108V239L111 240V238H112L113 241H115V239H116L115 243L113 241H111V242H109V241L107 242L106 241L104 243L106 245V247L103 244H99L101 242V240L103 239V236H100L101 239L99 238L100 232H97L96 231L97 230V227L96 226H95L96 230H94L95 229L94 227H93L94 229L91 228V226H92L91 224H93V226H94V224L96 222H98V221H94L95 217L90 218V219L85 218L84 219L85 220L84 223H85V225L87 227L84 226V224H83V227L82 228H79V231H80V229H82L79 232V234L82 233L83 235H81L82 237H80V236L78 237V238H80L79 240L76 239V241L78 240V243L75 242V244H73V246H71L72 249L74 248V252H76V253L80 252V256H82V255L85 256L86 254H88V257L90 256L89 253L92 255L95 252L94 257H96V255H99V253L96 254L98 252V251L96 252V250H98V248H101V246H104V248H106V249L104 250V252L102 251L103 253H105V251L107 249H108L107 251H109V252H110V249H112V250H114V249L115 250H118L117 253H115L116 252L115 250H114V252L111 251L112 252L111 253L112 254V257H115V256L121 254L122 251H123L122 253H125V254L126 253H129L134 248V244L128 242L127 239H129V238L127 236H125V234H127L128 231L125 230V229H121L116 224V221H115V220H117V218L118 219L120 218V221H121V219H122L121 211L126 214L125 217H128L129 216V220L133 224V226H132L131 229L132 230L135 229V231H136L135 234L136 235H138L139 233H142V234H139L138 235L139 237H141L143 234H145V235L148 234L149 235V234H154V233H157V232L158 233L161 232V228H162L163 224L168 223L170 221L169 219L172 220V218H174L175 215L177 216V214L179 212H180L179 214H181V212L184 213L185 210H192L193 208L195 210L196 206L198 208L200 206V204L202 205L204 202H206L208 200H215V201L218 200V202L220 203V197L225 196V198L227 200H228V198H231L230 199L231 202H232L231 204H233V200L236 201L237 199H239V201H240V199H242V201H244V203L246 205V204H249V203H247L248 202L247 199H249V196H251V195H253L254 197H255V195L256 196H260L259 193L260 192L262 193L263 192V188H264V127L263 128H255L254 122L253 123L252 122H248V120H249L248 118L250 116L247 118L246 117V114L248 112H252V109L251 110H248V111H245L243 108L237 107L236 108V111L238 110V112H236V111H233L232 110V109H235ZM243 106H245V107L247 106L246 109L247 108L249 109L248 105H243ZM129 110H130V112H128ZM211 110H206V111L204 110V113L201 112V114L203 113V117H206V118H207V116L210 117V115L212 114L211 113L212 112ZM125 111H127L128 113L127 112L125 113ZM239 111H240V113H239ZM241 111H244L246 113H243V115H242L241 114L242 113ZM229 116H230L229 118L231 119V114ZM243 116H244V118H243ZM200 117H201V115H200ZM245 117H246V120H245ZM76 118H78V117H76ZM200 119H202V118H200ZM125 121H126V123L124 121L123 122L126 125L124 123H122V121L120 123V120L117 121L118 123H120L119 125L121 127L119 125H117L118 127H113L114 124H115V126H116V124H118L117 122L114 123V124H112V126H111L110 123H108V126L111 129V132L113 131L112 133L114 134L113 139H112V145H116L118 143L119 144L120 143H123L124 144L126 142H127L126 144H132L130 142V141H132V138L130 139V136L132 137V135H136L135 131L137 132L136 129H139L140 126H139V128H134L138 124V123L137 124L135 123L134 124V127L132 128V131H130L131 128H127V120H125ZM191 124H193V125H191ZM123 125H125V126H123ZM249 125L252 126V127H250ZM223 126H224V128H222ZM114 128L117 131H118V129H120L118 131V133H117L116 130H114ZM202 128H206V127H202ZM122 130H128L129 133L127 132V134H124L125 136L123 135L121 137H120V135H118L119 136V138H118V136L116 135V133L119 134V133L122 132ZM114 131H116V132H114ZM131 132H133V133H131ZM203 132L204 131H202V133ZM192 133H190V134L192 135ZM213 133H218V134H216L218 136H216ZM126 135H127V137H126ZM128 135H130V136H128ZM177 135H181V133L180 134H177ZM212 135H215V137H213ZM124 137H126V138H124ZM128 137H129L130 140L128 139ZM115 138H117V139H115ZM190 138L192 139L193 137H190ZM57 139H59L61 142L59 143V140H57ZM56 140L58 142H56ZM113 140L114 141H117V143H115ZM127 140H129V143H128ZM168 140H170V139H168ZM160 141H162V140H158V141L156 140L155 141V143H156L155 147L156 148H157V146H158V148H160V146L162 147V145H163L162 143L164 141H162L161 144L158 143ZM126 144H125V147H127ZM192 144H194V145H192ZM52 145H54V146H52ZM178 145H179L180 148L178 147ZM191 149H193V150H191ZM54 155H56V154H54ZM54 155H53V157H55ZM114 155H116V156H114ZM101 157H103V158L105 157V159H102ZM99 158H101L102 160H99ZM12 159L14 160V157ZM106 159L109 162H114V163H112L110 165L107 164L109 166V167H107V165L104 164V162H105ZM116 160H117V162H116ZM99 161L100 162L103 161V162L100 164ZM165 163H168V168L170 167L169 169L172 170L173 173H172V175H170V178L168 180H166V184L164 186H161L160 185V187H158L157 189L154 190V189L150 188L151 187V184H152L151 182L152 181L154 182V180L157 179V178L161 179L158 176V170H159L158 167L163 166ZM187 163L190 164V165H188ZM131 164H134L135 165L134 166L135 168H133V165H132V167H130ZM22 165L24 167V164L21 163L20 164L21 168H22ZM94 165L96 167H94ZM100 165L102 167L101 168H98V167H100ZM183 165H185V166H183ZM20 166H17L16 165L13 168V169H16L17 168V170H14L13 172H14L15 175L17 174L18 175V179H20L19 184H18L20 187L18 188V186L16 185V187L14 188L15 191L11 194V196L8 195V197H10V198H8V200H7V197L5 195L9 191V183H8L9 181L8 180L7 181L6 180H3L0 177V187H2V190L0 188V237H1L0 241H1L2 244H4V242H5V244L3 246H5L6 244H8V246L6 245L3 248V246H1L2 244L0 243V264H15L16 262L18 264H21V263L22 264H32L34 262V260H36L35 263L38 264L37 263L38 262V259H36V258H38L37 256H39L40 252H48L49 251V247H48L47 243H46V245L45 244H41L42 238H44L43 240L46 239L44 241V243L48 241L47 239H49V241H50V242L48 241V243H51L55 236H56L55 239H57V240L60 241V238H63L62 235H64V234L61 235V231H57L59 229L58 227H59V220L61 218L60 216L61 215H64V214L66 215V214H69V213H70L69 215L75 216L76 210L79 209L76 206L77 205L76 203H75L76 205L73 204V203H72V205H69L70 207L69 206L68 207L70 209H68L66 207L65 208V211L62 210L63 209L62 207L57 209V207H53V206H48L45 209L40 210L37 207L38 205H36V207L34 208L35 210L34 211L32 210V213H30L26 217L25 216H19L20 215L19 211H21V210L24 209L23 211L26 210L25 212H28V211L31 210L30 209L31 207H29V206H31V205L34 206V204L32 203V198L35 197V195L38 193V191L35 190L37 188H35L34 186H27V185H23L22 184L23 182H26L27 181V176H28L29 173L27 171H25V170H23V172H25V173H23L22 170H21V168H20ZM128 166L130 167L131 170L128 169L129 168ZM103 167L109 168V170L106 169L107 170L106 171L105 168H103ZM93 168H95L96 171H94ZM22 169H24V168H22ZM65 169H67V170H65ZM78 169L80 171H78ZM90 169H92V170H90ZM101 169H102L101 174H99ZM7 170H8V167L7 168H4V169L3 168L2 169L0 168V175H2V173L5 172V171H7ZM103 171L104 172H108V173L107 174L105 173L106 174L105 175L104 173H102ZM145 173H149V175L151 177L148 174H145ZM23 174H25V175H23ZM26 174H27V176H26ZM92 174L93 175L95 174V176H93ZM102 174H104V175H102ZM84 175L86 176V178L84 177ZM88 175L90 177L93 176L92 179H90V177ZM100 175H102L101 178H103V180L101 178H99ZM152 175H155L156 177H153ZM55 176L58 177L59 175L56 174ZM60 176H61V174H60ZM60 176L58 178H60ZM103 176H105L106 178L103 177ZM24 178H25L26 181L25 180H21V179H24ZM93 178L94 179L97 178L98 182H97L96 179H95L96 181H94ZM132 178H134V180H131ZM125 179H126V181H125ZM129 179L131 180V182H130ZM159 179H158V181H159ZM120 181H122V182H120ZM127 181H129V182H127ZM147 183H148V185H147ZM6 184L8 186H6ZM120 184H121V186H120ZM82 185H83V188H82ZM144 185L148 187L147 189L150 188V190L147 191L144 188L145 187ZM32 187H33V189H32ZM76 188L74 187V190H76ZM80 188H82L83 191L80 190ZM97 189H99V190H97ZM100 189H102L104 192L103 191H100ZM104 189H106V190H104ZM131 189H132V191H131ZM141 190L142 191L145 190V191L140 192ZM80 191H82V192H80ZM123 191H126V192L123 193ZM88 192L90 193L89 195H88ZM127 192L130 193V194L132 193L131 196H130V194L128 196L127 195L128 194ZM136 192H138L139 195H137ZM113 194H114V197H113ZM133 194H135L138 198H136V196L133 195ZM2 195H4L6 198H3ZM83 195H85L87 197L85 198V196H83ZM116 195L117 196L119 195V197H117ZM125 195H127L126 198H125ZM132 195H133V197H132ZM1 196H2L3 199L1 198ZM101 196L102 197L105 196L104 198L105 199L107 198L109 200L108 203H107V200H106V202L100 200V199H103ZM121 196H122V198H121ZM24 197L27 198V201L25 203L24 202L22 203V200L21 199L24 198ZM166 197H168L169 200H170V197H172V200L165 202L168 199ZM116 198H117V201H115ZM118 198H120V199H118ZM127 198L129 200L132 199V200H130V203H129V200ZM164 198H166V199L164 200ZM133 199H136V200H134V202L138 203V205L133 202ZM221 199H224V198H221ZM28 200H29V202H28ZM84 200H86V202ZM87 200H89V201L87 202ZM118 200H119V203L122 204L121 206H120L119 203H117ZM123 201H125V204H123L124 203ZM18 202H19V204L21 203L20 206H19ZM100 202H101V204H100ZM140 202L142 204H140ZM157 202H159L160 204H158ZM218 202L216 201V203H218ZM98 203L100 204V206H99ZM73 205H75V207ZM216 205H218V204H216ZM113 206H114V208H113ZM19 207H21L22 209L19 208ZM112 208H113V210H112ZM115 208H117V209H115ZM144 208H146L145 211L143 210ZM243 209L244 210H242V212L244 211L245 213L243 212V214H242V212H241L242 215H245L246 212L247 213L249 212V209H247V205H246V208H243ZM118 210H120V211H118ZM149 210H151V211L149 212ZM54 211L55 212L57 211L56 213H58V214H56ZM60 211H62L63 214ZM96 212L97 213L100 212L102 214L104 213V215H102L100 213L97 214ZM146 212L147 213H151L152 212L153 215H155V214L156 215H155V217L154 216H150V214H147ZM51 213H55L56 214L55 216H59V215L60 216H59V218H56ZM124 215H123V217H124ZM8 216H9L8 223H9V220H10V222L13 223V224H10V225L8 224V226H7L8 228L7 229L4 228V227L2 228L3 220L5 218V220H4V222H5L6 221V217H8ZM73 216L70 219V221L71 220L74 221ZM92 216H88V217H92ZM138 216H140V217H138ZM51 217H55L54 218V221L56 219V221H55L56 223L54 221H53L54 223L51 222V219H53ZM10 218L11 219L14 218L12 220L13 222L11 221ZM57 219H58V222H57ZM70 221H68V224L70 225L69 227H71L73 225V223L70 222ZM114 221H115V224H114ZM18 222H20L21 225H23L24 227L21 226ZM48 222H49V224H47ZM118 222H119V220H117V223ZM1 223H2V225H1ZM51 223H52V225L53 224H55V225L52 226V225H50ZM70 223H72V224H70ZM144 223H146V224H144ZM15 225H17L18 228L22 231L21 233H19L20 230L18 228H16ZM35 226H38V227L36 228ZM134 226H135V228H133ZM21 227H23V228H21ZM118 227L120 228V231L119 232L116 229ZM31 228H33V229H31ZM34 228H35V230H34ZM52 228H54V230ZM90 228H91V230H90ZM239 228H241V226H239ZM239 228L238 227L235 228L234 231H239L238 230ZM4 229H6L7 231L4 230ZM37 229H38V232L36 231ZM28 230H30V231H28ZM32 230H33V232H32ZM44 230H46V231H44ZM124 230H125V232H124ZM55 231H57V235H59V237L61 235V237L59 239L57 238V235H56ZM13 232H14V236H12L13 235ZM27 232H29V233L31 232V233L28 234ZM50 232L51 233L53 232V234H55V236L54 237L51 236V238H50L49 237L50 236L49 235ZM32 233H34V234L32 235ZM15 234H18V236H21V239L19 237L16 238L17 235H15ZM25 234L26 235H29V236L31 235L30 237L29 236H26V238L29 237L30 244H28L29 243L27 241L28 239L24 240L25 239L24 238L25 237L24 236ZM53 234H51V235H53ZM130 235H131L132 238L129 241L132 242V240H133V243H134L135 242L134 238L136 239V237L133 238L134 234H130ZM47 236L49 238H47ZM97 236L100 239V241L96 243V241L99 240L98 238H96ZM138 236H137V238H139ZM35 237L37 238V240H36ZM94 238H96V239H94ZM105 238L102 240L101 243L104 242ZM124 238L127 240V242H126V240H124ZM11 239H13V240H11ZM50 239H52V240H50ZM55 239H54V241H55ZM117 239H119V240H117ZM17 240L18 241H21V243L18 242ZM31 240H33V241L31 242ZM34 240H36V241L34 242ZM11 241L13 242L12 245H10V243H12ZM26 242H28V243H26ZM121 242H124V243H121ZM15 243L20 244V246H19L20 249H19L18 246H17L18 248H16V245L17 244L15 245ZM35 243H36V245H35ZM88 243H89V245H88ZM110 243H112L113 245L110 244ZM77 244H78V247H77ZM84 244L88 245V247H86V245H84ZM29 245H30V247H29ZM82 246H84V248H86V249H84V248L82 249ZM95 246H96V248H95ZM116 246H118L119 248L117 247V249H116ZM75 247H77V248L75 249ZM108 247L109 248L111 247V248L109 249ZM30 248H32V249H30ZM62 248H65V247H62ZM1 249H3V250H1ZM77 249H79L80 251L77 250ZM101 249H103V247ZM9 250H10V252H9V254H7ZM64 250H63V252H66V253L70 251V250H67V249H66V251H64ZM82 250H83V253L84 254L81 253ZM6 251H7V253H6ZM109 252H107V253H109ZM66 253H64V254H66ZM72 253H73V250H72ZM72 253L70 251L69 254L65 255V257H68V258H65V261H68L69 257L70 258L73 257L72 255H74L75 253H73V254ZM75 256L74 257L76 259L78 255L76 254ZM86 256H85L84 259H83V257H80L81 262L79 261L80 262L79 264H84V261L87 264V262L89 261V259L90 260L91 259H95L94 257L93 258H90L92 256H90L89 259H88V257L86 258ZM99 256H102V255L100 254ZM99 256H97L96 258H98ZM34 257H36V258L34 259ZM75 259L74 258L72 259V264H73V260H75ZM82 259L84 260L83 262H82ZM59 260L61 261V259H59ZM62 260H64V258ZM69 260L70 261H68V262H70V264H71V259H69ZM75 261H74V264H75ZM61 262H58V263L61 264ZM65 264H68V263H65ZM76 264H78V262Z\"/></svg>","mask_w":264,"mask_h":264}]
</instances>
